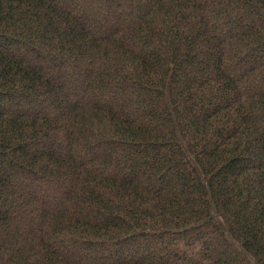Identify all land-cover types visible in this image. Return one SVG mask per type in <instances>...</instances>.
<instances>
[{"label": "trees", "instance_id": "16d2710c", "mask_svg": "<svg viewBox=\"0 0 264 264\" xmlns=\"http://www.w3.org/2000/svg\"><path fill=\"white\" fill-rule=\"evenodd\" d=\"M0 264H264V0H0Z\"/></svg>", "mask_w": 264, "mask_h": 264}, {"label": "rangeland", "instance_id": "374dc122", "mask_svg": "<svg viewBox=\"0 0 264 264\" xmlns=\"http://www.w3.org/2000/svg\"><path fill=\"white\" fill-rule=\"evenodd\" d=\"M122 5V4H121ZM123 6V5H122ZM123 9V10H122ZM121 11H123L124 13H127L126 11H127V9L125 10L124 9V7H121V9H120ZM98 14H100V16H98L99 18V20H101L100 18H105L106 17V14H105V12H104V10H102L101 9V12L99 11V13ZM102 21V20H101ZM95 30H93V32H94ZM65 71H66V68H65ZM96 156V155H95ZM97 157V156H96ZM96 157H94V155H93V157H92V159H91V161H90V164L88 165V166H92V167H94V169L95 170H99V169H101V168H106V167H108V166H110V165H107V164H103L101 161L99 162V159H98V161H94V163H92L93 161V159L94 158H96ZM42 188L43 187H41V188H39V190L41 191L42 190ZM42 194H43V199L42 200H44L45 202H47V203H50L51 202V200H52V198H51V195L52 194H55V193H53V192H51V195H50V193H48L47 192V190H44V192H42Z\"/></svg>", "mask_w": 264, "mask_h": 264}]
</instances>
